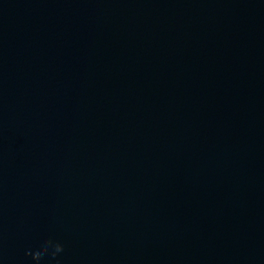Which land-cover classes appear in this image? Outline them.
Segmentation results:
<instances>
[{"label": "water", "instance_id": "95a60500", "mask_svg": "<svg viewBox=\"0 0 264 264\" xmlns=\"http://www.w3.org/2000/svg\"><path fill=\"white\" fill-rule=\"evenodd\" d=\"M57 261L264 264V0H0V264Z\"/></svg>", "mask_w": 264, "mask_h": 264}, {"label": "clouds", "instance_id": "9594fccd", "mask_svg": "<svg viewBox=\"0 0 264 264\" xmlns=\"http://www.w3.org/2000/svg\"><path fill=\"white\" fill-rule=\"evenodd\" d=\"M63 251L64 246L62 243L48 239L36 246L34 251L30 250L28 253H26V255H30L32 256L33 260L39 261L48 255L55 259ZM57 264H59L58 261Z\"/></svg>", "mask_w": 264, "mask_h": 264}]
</instances>
